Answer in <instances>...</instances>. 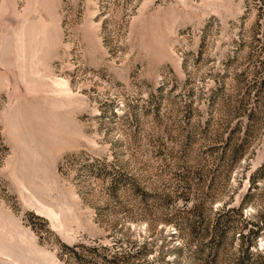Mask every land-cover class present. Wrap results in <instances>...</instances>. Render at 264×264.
Here are the masks:
<instances>
[{"label": "rangeland", "instance_id": "1", "mask_svg": "<svg viewBox=\"0 0 264 264\" xmlns=\"http://www.w3.org/2000/svg\"><path fill=\"white\" fill-rule=\"evenodd\" d=\"M252 263L264 0H0V264Z\"/></svg>", "mask_w": 264, "mask_h": 264}, {"label": "trees", "instance_id": "2", "mask_svg": "<svg viewBox=\"0 0 264 264\" xmlns=\"http://www.w3.org/2000/svg\"><path fill=\"white\" fill-rule=\"evenodd\" d=\"M222 223V221H220V219H219V216L218 217H216L215 218V222H214V224H213V226H212V231H213V233H214V235H213V237H215L218 241L220 240V238H221V236H222V234H221V229H220V227H219V225ZM214 238V239H215ZM244 258H246V259H249V255H248V253H247V249H245L244 250ZM253 264V263H252Z\"/></svg>", "mask_w": 264, "mask_h": 264}]
</instances>
